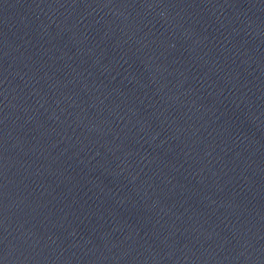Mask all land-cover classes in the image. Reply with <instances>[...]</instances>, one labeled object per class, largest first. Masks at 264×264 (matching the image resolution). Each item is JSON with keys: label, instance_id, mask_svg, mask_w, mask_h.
Returning a JSON list of instances; mask_svg holds the SVG:
<instances>
[{"label": "water", "instance_id": "water-1", "mask_svg": "<svg viewBox=\"0 0 264 264\" xmlns=\"http://www.w3.org/2000/svg\"><path fill=\"white\" fill-rule=\"evenodd\" d=\"M0 264H264V0H0Z\"/></svg>", "mask_w": 264, "mask_h": 264}]
</instances>
